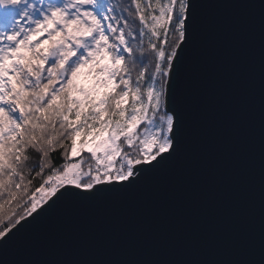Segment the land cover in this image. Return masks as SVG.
I'll return each instance as SVG.
<instances>
[{
	"label": "snow or ice",
	"instance_id": "obj_1",
	"mask_svg": "<svg viewBox=\"0 0 264 264\" xmlns=\"http://www.w3.org/2000/svg\"><path fill=\"white\" fill-rule=\"evenodd\" d=\"M200 7L198 0H0V255L63 202L149 193L152 217L171 223L216 185L224 220L238 213V90L226 63L193 81ZM259 12L264 249V2ZM84 69L91 88L78 83ZM196 115L205 126H196ZM201 227L189 225L193 233Z\"/></svg>",
	"mask_w": 264,
	"mask_h": 264
},
{
	"label": "water",
	"instance_id": "obj_2",
	"mask_svg": "<svg viewBox=\"0 0 264 264\" xmlns=\"http://www.w3.org/2000/svg\"><path fill=\"white\" fill-rule=\"evenodd\" d=\"M262 2L198 0L203 30L190 65L197 84L201 70L221 63L234 72L238 94L233 106L241 113L232 130L239 153L238 213L224 220L216 185H208L201 205H186L171 223L152 217L149 193L85 205L63 202L23 227L0 255V264H260ZM199 99L203 102L206 95ZM194 121L199 127L206 124L200 115ZM197 147L194 138L189 150ZM214 219L221 220L217 226ZM193 220L202 225L195 233L189 228Z\"/></svg>",
	"mask_w": 264,
	"mask_h": 264
},
{
	"label": "rangeland",
	"instance_id": "obj_3",
	"mask_svg": "<svg viewBox=\"0 0 264 264\" xmlns=\"http://www.w3.org/2000/svg\"><path fill=\"white\" fill-rule=\"evenodd\" d=\"M83 72H84V74L81 75L78 83L85 88H91L93 86L94 80L92 77H90L86 74L87 69H84ZM101 91H103V89H101Z\"/></svg>",
	"mask_w": 264,
	"mask_h": 264
},
{
	"label": "trees",
	"instance_id": "obj_4",
	"mask_svg": "<svg viewBox=\"0 0 264 264\" xmlns=\"http://www.w3.org/2000/svg\"><path fill=\"white\" fill-rule=\"evenodd\" d=\"M112 2L116 5H119L121 3H125L126 0H112ZM79 139V138H78ZM55 159H58L59 158V153H56L55 156H54ZM40 180L39 179H36L33 181V186H38L40 184Z\"/></svg>",
	"mask_w": 264,
	"mask_h": 264
}]
</instances>
